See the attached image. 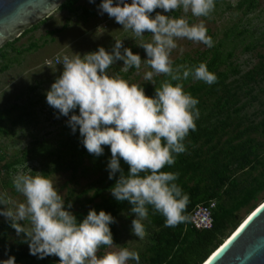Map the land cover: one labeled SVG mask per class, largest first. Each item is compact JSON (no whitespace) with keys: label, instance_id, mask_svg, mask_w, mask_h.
<instances>
[{"label":"clouds","instance_id":"1","mask_svg":"<svg viewBox=\"0 0 264 264\" xmlns=\"http://www.w3.org/2000/svg\"><path fill=\"white\" fill-rule=\"evenodd\" d=\"M99 8L101 14L107 13L140 40L137 45L147 58L142 60L124 47L122 39L115 40L111 52L101 46L84 55L57 56L56 64L62 63L63 71L46 92V101L60 115L69 117L67 123L73 134L79 129L89 154L99 157L104 146L110 148L108 178L120 173L111 193L118 202L132 205L130 212L135 218L131 231L144 240L149 206L165 218V227L188 220L184 213L189 196L176 183L179 173L162 169L174 165L176 156L186 152L184 141L190 131L196 130L195 121L200 115L198 99L184 90L182 81L192 76L211 85L217 82V76L204 62L173 67L171 53L178 47L177 41L183 39L214 46L204 20L190 23L184 14L208 17L214 11L215 0H102ZM156 9L165 13L182 9L183 14L177 18L156 12L153 16ZM145 33L150 34L149 40L144 39ZM117 61H123L124 72L139 69L143 62L151 69L144 74L145 81L152 82L157 75L169 79L155 87V95L149 97L142 85L109 71ZM77 109L79 114H75ZM121 159L128 165L127 174ZM36 173L32 176L21 172L13 177V187L24 197L23 202L0 193V205L6 206L0 216L11 222L18 236L24 234L22 242L28 243L31 255L40 259L56 256L59 264H139V253L127 247L98 255L102 246L114 247L110 225L116 223L115 218L104 210L97 213L90 209L78 222L66 210L54 181ZM71 207L69 202L67 208ZM0 264H15V257Z\"/></svg>","mask_w":264,"mask_h":264},{"label":"rangeland","instance_id":"2","mask_svg":"<svg viewBox=\"0 0 264 264\" xmlns=\"http://www.w3.org/2000/svg\"><path fill=\"white\" fill-rule=\"evenodd\" d=\"M239 1L215 0L214 11L208 17L196 18L190 12L184 15L190 23L204 20L207 34L213 39V47L219 46V57L224 61L220 70L228 73L225 83L238 92L236 106L248 104L241 112L240 119L245 124L251 121L258 123L264 120V76L262 79L259 77L260 68L264 65V0H258L257 6L250 11L237 8ZM101 2L78 0L71 12L58 9L17 42L1 50L0 158H4L0 159V193L6 192L17 202H23L24 197L15 191L12 180L21 172L32 176L39 172L51 178L65 200L66 210L73 214L88 209L91 206L89 200L93 199L96 203L101 200L100 197L94 198V195L100 192V179L107 174L109 161L104 157L111 158V154L104 151L103 158L91 162L84 160L75 169L67 166L64 161L69 159H63L66 149L59 142L71 130L67 123L69 117L60 115L46 101V92L63 71V66L58 64L46 65V61L55 56L73 53L84 55L101 46L111 52L115 40L122 39L124 47L139 54L142 60L147 58L144 49L137 45L139 39L125 31L107 13L101 14ZM126 2L131 3V0ZM156 12L177 18L183 14L182 9L172 13L156 9L152 15ZM144 39L149 40L150 34L145 33ZM177 44L178 47L171 53L173 67L179 64L186 66L190 59L206 63L211 56L209 49L212 47L203 43L183 39L178 40ZM122 67L123 61H117L109 71L118 72L130 83L142 85L149 97H152L149 91H155V87H160L162 83L163 75L154 76L152 82L144 80V74L151 69L143 62L139 69L132 68L127 72L122 71ZM247 77H255L257 81L249 88H244L241 86L242 80ZM5 111L7 115H3ZM75 114H79L78 109ZM94 162L102 164L103 169H93ZM9 164L14 166H7ZM69 202L72 204L70 209L67 208ZM5 207L0 205V210ZM248 211H241V220ZM134 218L135 215L130 211H123L116 216L113 226L117 242L113 249L107 248L100 255L108 250L127 247L137 251L140 259L143 257L147 246L156 242L155 230L146 231L144 240L138 239L131 231ZM10 223L0 216V261L15 257V264H25L30 254L28 243L22 242L24 234L18 236ZM228 232L224 233L223 238ZM128 264L135 263L129 261Z\"/></svg>","mask_w":264,"mask_h":264},{"label":"trees","instance_id":"3","mask_svg":"<svg viewBox=\"0 0 264 264\" xmlns=\"http://www.w3.org/2000/svg\"><path fill=\"white\" fill-rule=\"evenodd\" d=\"M77 1L67 0L59 10L71 12ZM257 2L258 0H240L237 8L250 11L257 6ZM37 25L23 32L13 42L5 44L0 48V53L4 47L17 42ZM216 48L209 49L211 56L206 64L208 70L217 76V82L209 85L203 81H192V76L182 81L184 90L198 99L196 107L200 115L195 121L196 130L190 131L184 141L186 152L176 156L174 165L162 169L172 172L180 169L176 183L189 196L184 213L186 216L197 205L209 200L216 201L212 226L208 230L198 231L191 228L186 221L175 227H165V218L159 213H154L149 206V217L145 227L149 232L155 230L156 242L147 246L139 264H200L241 222V211L249 210L248 214L264 200V197L261 199L264 193V120L258 123L242 122L240 115L248 104L236 106L239 101L236 96L238 92L225 83L228 73L220 70L224 61L219 57V46ZM199 63L201 62L190 59L186 67L198 66ZM260 74L259 77L262 79L264 65L260 68ZM165 79L169 78L163 76L161 82ZM256 81L255 77H247L242 80L241 86L249 88ZM149 92L152 97L155 95L154 89ZM7 114V111L3 112V115ZM59 145L66 149L63 159H69L64 163L73 166V169L81 166L84 160L91 162L103 158L102 155L97 157L88 153L82 144L78 128L75 134L72 130L67 132ZM104 151L111 154L108 146H104ZM3 158L1 156L0 159ZM104 158L107 162L110 160V157ZM120 163L127 174L128 165L122 159ZM93 169L102 170L103 166L94 162ZM106 173V177H101L99 182L100 192L94 195V198L100 197L101 200L97 203L93 199L89 200L88 204L91 206L88 209L75 213L78 222L86 217L90 209L96 210L97 213L104 210L114 218L123 211H130L132 205L129 202H118L111 193V188L120 173L111 180L108 178L109 170H106ZM110 229L113 242L116 243V230L113 224L110 225ZM227 230L229 232L223 238ZM105 249L107 247L102 246L98 255ZM26 260L25 264H57L59 258L47 256L40 259L29 254ZM134 263L136 264V261Z\"/></svg>","mask_w":264,"mask_h":264},{"label":"water","instance_id":"4","mask_svg":"<svg viewBox=\"0 0 264 264\" xmlns=\"http://www.w3.org/2000/svg\"><path fill=\"white\" fill-rule=\"evenodd\" d=\"M67 0H0V48ZM247 216V217H246ZM200 264H264V200Z\"/></svg>","mask_w":264,"mask_h":264},{"label":"built area","instance_id":"5","mask_svg":"<svg viewBox=\"0 0 264 264\" xmlns=\"http://www.w3.org/2000/svg\"><path fill=\"white\" fill-rule=\"evenodd\" d=\"M56 56L51 58L50 60L46 61L47 66L51 65H57L56 64ZM60 66H63L62 63L58 64ZM216 209V201L215 200H209L204 204H199L196 207H194L191 212L188 214V220L190 227L202 231V230H208L211 228L213 223V212ZM59 264V261H58Z\"/></svg>","mask_w":264,"mask_h":264},{"label":"bare ground","instance_id":"6","mask_svg":"<svg viewBox=\"0 0 264 264\" xmlns=\"http://www.w3.org/2000/svg\"><path fill=\"white\" fill-rule=\"evenodd\" d=\"M246 217H247V216H246ZM246 217H245V218H246ZM226 239H227V238H226ZM226 239H225V240H226ZM225 240H224V241H225Z\"/></svg>","mask_w":264,"mask_h":264}]
</instances>
